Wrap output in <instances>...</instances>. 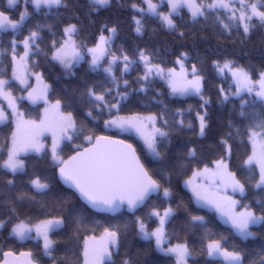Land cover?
<instances>
[{
    "label": "snow or ice",
    "instance_id": "6c2138e0",
    "mask_svg": "<svg viewBox=\"0 0 264 264\" xmlns=\"http://www.w3.org/2000/svg\"><path fill=\"white\" fill-rule=\"evenodd\" d=\"M116 3L130 13L137 36L144 34L146 21L152 20L183 39L186 32L178 21L184 20L185 12L192 25H200L202 31L211 28L220 44L229 40L245 44L257 32L264 36V0ZM112 5L113 0H86L84 16L94 23L93 17L103 15ZM76 7L81 6L77 3ZM62 9L74 11L70 0L0 3V101L7 103L6 108L0 104V125L10 127L0 143V264H41L31 250L17 255L10 246L33 240L42 242V256L51 264H159L142 260L141 249L133 251L127 240L130 224L140 240L171 264H190L193 250L187 239L181 241L179 232L174 228L170 233L168 227L180 210L185 228L199 231V254L206 255L205 264H264V234L259 237L258 248L228 243L230 237L255 241L257 233L252 228L264 225V70L254 77L235 60L213 59L217 75L223 81L230 78L227 89L223 83L218 88L219 102L239 100V121L230 120L228 131L214 141L219 153L211 161L204 155L197 159V150L187 143L178 144V150L172 152L174 130L187 129L200 138L211 130V100L204 94L205 76L198 63L188 66L191 57L187 51L174 54L172 66L166 67L146 48H137L134 55L122 46L116 48L119 23L108 20L101 23L94 41L86 42L80 39V15L74 11L64 20ZM34 17H43L44 22L38 20L29 26ZM49 17L56 23L47 22ZM57 23L62 27L57 28ZM41 56L49 64H58L66 75H75L73 69L84 61L89 71L97 74L91 83L85 81L77 101L85 109L84 119H78L71 103L66 107L62 97L51 98V85L37 70ZM140 66L143 73L134 82L126 78ZM33 78L35 85L31 83ZM157 81L166 85L171 98L199 99L194 120L185 123L184 119L191 114V107L173 110L158 99L161 93L155 88ZM18 90L26 95L16 96ZM149 92H155L153 99L161 110L147 114L134 110L131 98ZM25 99L31 105H43L38 117L21 110L20 102ZM233 107L235 110V104ZM49 135L50 147L44 142ZM132 137L141 142L139 148L128 142ZM68 146L71 154L64 158L62 153ZM234 147L246 149L243 178L231 166ZM31 154L50 158L54 169L50 178L29 173L26 158ZM152 162L158 167L153 168ZM188 165H192L191 174L183 180V186L191 193L189 202L173 207V175L184 174L182 170ZM249 185L261 193L254 203L234 198L236 193L244 197ZM34 205L40 206L44 218L29 214ZM146 208L144 215H137ZM88 210L112 217L127 212L132 219L123 226L102 225ZM201 210L215 213L229 235L214 232ZM149 222L155 225L151 230ZM101 227L103 231L97 235ZM68 229L64 254L58 255L62 241L54 237ZM173 235L176 243L172 242ZM144 255L147 257L146 251Z\"/></svg>",
    "mask_w": 264,
    "mask_h": 264
},
{
    "label": "trees",
    "instance_id": "16d2710c",
    "mask_svg": "<svg viewBox=\"0 0 264 264\" xmlns=\"http://www.w3.org/2000/svg\"><path fill=\"white\" fill-rule=\"evenodd\" d=\"M0 3H6V0H0ZM81 7H76V5ZM23 4V0H21ZM70 5L74 8L76 14H79L82 21V31L80 34V39L86 42H93L94 36L98 34L101 23L105 20L111 22L119 23V36L115 41V47L120 48L121 46L129 52V54L134 55L137 48H146L148 51L152 52L155 56L157 62H163L166 67L172 66V61L175 59L174 54H178L179 51H187L191 57L188 62V66L191 67L193 62L198 63L201 68L202 74L205 76V86L204 94L206 97L210 98L211 105L209 111L211 113V130L205 138H200L196 136L192 131L184 129L180 131H173L171 137L172 143L170 145V150L172 152L177 151V145L182 143H187L188 147H194L197 150V159L204 155L207 157L208 161L216 158L219 153V149L214 147V141L218 140L223 136L227 131V124L230 120L234 123H238L239 118L237 112L239 109V100H234L233 103L221 104L219 102L218 88L223 83V86L227 89L228 82L223 81L221 77L217 75L215 70L212 67L213 59H220L221 61L225 58L235 60L237 64L243 65L247 68L250 73L256 77L259 71L264 69V36L260 32H257L253 35L252 39L245 44H240L237 41L233 44L230 40L225 41L223 44H220L217 39V34L213 32L211 28H207L202 31L200 25H192L188 21L187 13L185 12V18L183 21H178L184 27L183 30L186 32L185 38H179L175 33H170L163 28L159 27L155 21L148 20L146 21V30L142 36H137L136 33L132 30V25L130 21V13L121 8L119 4L116 3V0H113L112 8L109 9L101 16H94V23H89V20L84 16L86 11V0H70ZM166 10V8H165ZM73 10L65 11L61 10L62 18L66 20L69 16L74 14ZM13 15H17L13 13ZM44 22L43 17H34L30 22L29 26L36 23L37 21ZM49 23H56V21L49 17ZM62 27L61 23H57V28ZM27 29H25V34ZM203 37V38H202ZM10 38V37H6ZM22 38V36H21ZM22 51V49H21ZM40 67L38 71L43 72L45 81L51 85V98L54 100L57 96L62 97L65 100V106L71 103L72 108L76 111L78 119H84L85 109L77 103L85 81L91 83L95 78H97L96 73L89 71V66L86 61L82 62L80 65L73 69L75 75H66L64 70L58 64H49L41 56L39 57ZM143 73V67H138L135 71H132L127 77L130 81H135V78L138 74ZM10 75V68H9ZM155 88L159 89L161 95L158 99L163 100L166 104L170 106L171 109L176 107H183L184 109L192 108L191 114H186L184 119L185 123L189 120H194L196 109L199 106V99L197 97H187L182 99L171 98L168 96V90L166 85L162 81H157ZM23 92L16 91L15 95L20 96ZM155 92H149L147 96H133L131 98L132 105L134 110L141 111L147 114L148 111L159 112L161 110V105L155 103L153 97H155ZM141 101L143 103H141ZM235 104V110L233 107ZM21 109L26 111L29 116L36 118L40 114V105L34 106L24 101L20 102ZM10 127H4L0 125V143L3 142L5 135L9 134ZM128 142H134V146L138 148L141 146L135 137L129 138ZM186 151V149H184ZM234 155L232 157L231 166L234 171H238L241 174V178L246 174L242 168L243 159H246V149L244 147H234ZM250 151V148L247 149ZM71 154L70 146L65 147L62 155L64 158ZM147 160H151L150 156L145 154ZM28 171L31 174L35 172L41 177H51L54 169L51 166L49 157H39L35 154H31L26 158ZM151 166L153 168L158 167V164L152 162ZM202 166V165H201ZM192 165H188L186 169L182 171L184 174L176 176L173 175V207L177 203L187 204L191 193L184 188L183 179L184 177L190 175ZM258 177V170H257ZM58 183V180H57ZM62 186V185H61ZM68 192L69 190H65ZM238 197L239 201L243 203H254L257 196L261 195L259 190L255 189L254 186L249 185L246 195L241 197L240 194H235ZM155 201V198H153ZM151 205V202H150ZM149 205V207H150ZM164 206H167L165 203ZM191 207L195 208V204H191ZM27 208L28 206L25 205ZM33 210L29 213L34 217L44 218L43 210L40 209L39 205L32 206ZM148 209H142L137 212V215H144ZM89 214L94 217V219L99 220L102 225H107L108 223H118L121 226L126 221L132 219L131 214L124 212L123 214H116L115 217L105 213L93 212L88 210ZM23 214V209H21ZM200 214L206 215L210 219L209 227L212 228L217 234L229 235V229L220 223L218 219H215V213H209L206 210H201ZM150 223V228L155 225ZM169 232L172 233L175 228L179 232L180 240L183 241L187 239L190 247L193 250V256L190 259V264H205L207 257L206 255L199 254L200 248V237L199 231L196 230H187L184 226V213L180 210L177 213V219L173 220L169 224ZM135 226L129 225V232L127 240L131 242L133 246V251L136 248L141 249V259H152L159 262V264H171L168 258L162 256L154 250V247H150L147 242L140 240L139 237L135 235ZM71 230H65L63 235L54 237L55 239L61 240L62 243L59 245L58 255H63V249L65 247L63 241H66L68 238V233ZM103 231V228L97 230V235ZM252 231L257 233V239L255 241H239L238 238H229V245L233 242L244 246H254L259 247L261 243L259 237L261 234H264V225H257L252 228ZM83 237L81 236V241ZM173 243L177 242L175 235H173ZM15 248V251L21 250H31L37 257L41 259V264H51V261L48 258L42 256V244L35 240L28 241L23 245L15 244L10 245ZM147 252V257H145L144 252ZM123 252V249H121ZM2 253H0V259ZM118 259V257H114ZM208 264H214L212 261H208Z\"/></svg>",
    "mask_w": 264,
    "mask_h": 264
},
{
    "label": "rangeland",
    "instance_id": "374dc122",
    "mask_svg": "<svg viewBox=\"0 0 264 264\" xmlns=\"http://www.w3.org/2000/svg\"><path fill=\"white\" fill-rule=\"evenodd\" d=\"M156 2H158V0H156ZM169 67H171V66H169ZM190 67V66H189ZM264 70V69H263ZM65 73V72H64ZM117 74H119V73H117ZM258 76V75H257ZM127 79H128V77H126ZM31 83L33 84V85H35L36 84V81H35V79L33 78L32 79V81H31ZM45 83H47L46 81H45ZM21 95H26V93H22ZM0 104H3V106L6 108L7 107V103L5 102V101H0ZM42 109H43V105L41 104L40 105V112L42 111ZM22 110V109H21ZM49 147H50V145H51V136L49 135V136H47V138H46V140L44 141ZM191 174V173H190ZM187 178V176L186 177H184V179H186ZM183 179V180H184ZM231 194V193H230ZM239 194V193H238ZM234 198L235 199H237L238 200V197L236 196V195H234ZM149 230H151V228L149 229ZM41 244H42V242H40ZM176 243V242H175Z\"/></svg>",
    "mask_w": 264,
    "mask_h": 264
},
{
    "label": "water",
    "instance_id": "95a60500",
    "mask_svg": "<svg viewBox=\"0 0 264 264\" xmlns=\"http://www.w3.org/2000/svg\"><path fill=\"white\" fill-rule=\"evenodd\" d=\"M66 158V157H65ZM99 213H103V212H99ZM105 214H108V215H111V214H109V213H105ZM21 251H27V250H21ZM21 251H18V252H16L17 253V255L19 254V252H21ZM1 259H2V257H1Z\"/></svg>",
    "mask_w": 264,
    "mask_h": 264
}]
</instances>
